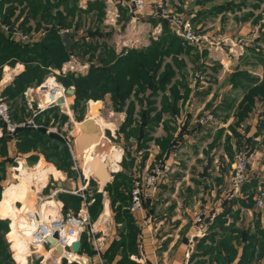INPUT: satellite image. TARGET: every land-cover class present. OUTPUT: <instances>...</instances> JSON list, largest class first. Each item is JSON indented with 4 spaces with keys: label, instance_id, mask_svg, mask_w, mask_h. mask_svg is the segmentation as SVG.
Wrapping results in <instances>:
<instances>
[{
    "label": "crops",
    "instance_id": "crops-1",
    "mask_svg": "<svg viewBox=\"0 0 264 264\" xmlns=\"http://www.w3.org/2000/svg\"><path fill=\"white\" fill-rule=\"evenodd\" d=\"M19 1H22L21 6L17 0H2L0 3L1 49L4 42L16 45L21 44L17 39L10 36L7 28L16 26L22 31L28 28L29 23L35 21L37 30L31 29L32 27L28 28L30 31L29 35L32 36L29 46L33 47V45L41 43L47 34V29L52 27L50 22L47 24L40 22L38 25L36 23L38 22L37 19H25L22 14L20 15V12L26 5V0ZM94 1H99L103 5L102 14L104 20L100 21V23L102 22L104 27L114 29V27L121 25V28L126 29L124 38L127 39L119 45L120 50L118 51H124V53L118 56L125 54L130 49H146L152 43L161 41L165 35L163 31V24L165 22L163 19L152 15L148 8L140 16H133L130 10H128L127 4L122 1L124 7L123 4L119 3L120 0H75L74 3L67 0L64 3L66 7L69 6L70 10L73 5L76 7L74 17L63 6H60L57 10L65 17V22L67 17L70 20H76L79 15L88 12H91L95 17L98 9H90L87 5L89 2ZM146 1L148 3H160L167 9H171L170 11H173V14L177 17L189 20L195 31L203 36L206 41L196 46L178 37H173L175 43L179 41L182 47L181 51L179 50L174 54V58L179 63V66H175L177 64L169 57L173 62V64L169 63V65L174 73V77L165 86L164 91L159 90L157 92L156 98L158 100H156L158 103L157 107L160 109L159 101L163 96L169 99L171 97L170 91L174 88L177 93L175 110L161 113L156 124L151 127L149 131L150 135L143 139L142 146L137 147L134 145L135 154L127 162L130 165V171L127 173L129 180L128 194L132 187L134 175L145 174L153 163L152 161L162 159L170 167L168 175L159 183L154 196L145 199L144 211L141 213L129 212L136 230V238L135 250L128 255V259L135 264H196L198 261H205V264H219L215 260V253L200 257L196 255L205 250V248L218 245L222 240H226V242L230 240L229 246L236 251L231 264H237L242 256L247 236L255 234L257 230L264 233V204L261 209L254 207V195L256 191L259 188H264V182L260 183L258 178L261 172L257 170L261 169L258 167L260 166L259 162L256 161L262 156L264 162V109L260 113L258 108L260 104L264 103V99L255 101L252 111L248 113L244 120H239L236 115L246 91L250 87L259 84L264 76V64L256 56L258 54L261 55L259 57L264 58V39L261 36V26L263 25L260 24L262 19H264V12H262L264 6L260 7L264 0L258 6H256V0H246L245 4L234 7L232 10L229 4L234 3L237 5L240 0ZM49 3H53V0H50ZM104 11H112L114 16H116L115 22L110 23L106 20L107 14ZM256 11L258 13H255ZM54 12L55 9L51 12L48 21H51ZM215 19L217 21H214ZM143 25H146V28L150 27V34L147 35L146 39L143 33H141V36L135 38L133 35L138 33L135 28H143ZM258 25L259 28L257 27ZM67 33L71 38L70 33ZM159 33L160 35L156 37L155 34ZM170 37L172 38V35ZM72 40L75 44L76 41ZM102 42H100L101 45L98 44L99 51L94 56L96 60L101 52L110 48L106 43ZM138 44H142L141 46L143 47L138 46ZM221 46L225 50H228V52L224 51ZM229 57H233V61L227 59ZM186 59L189 62V66ZM166 60L167 58H165L157 74L162 73L166 68L164 66L167 63ZM24 69L25 65L19 61H14L12 64L11 61L0 60V94L6 98L12 118L16 121L30 118L31 111L28 109L24 92L43 81L32 82L19 95L10 94L9 88L13 87L15 79L24 72ZM50 69L48 68L49 71H51ZM198 72L203 76V81L201 80L202 78L197 77ZM220 72L225 73L222 80L218 78ZM244 74H247L246 77H244ZM244 78L248 79V81L246 82ZM236 80H241V82L235 84ZM201 83L203 84L201 85ZM148 94L149 89H147L144 95L147 96ZM74 95L71 99L67 98L71 109L70 112L64 111L59 106L50 107L45 111L39 112L34 119L38 127L33 130L37 131V129L43 128L45 129V134L55 133L61 137L68 148L69 155L73 152L75 158L81 156L86 161L83 164V173L87 174L88 172L91 175L85 165L95 153L91 150L89 151V148L86 147L82 150V154H77L76 145L71 147L73 140L71 142L68 137V126L65 127L69 123H72V117H74L72 109ZM88 101H92V103H89L90 108L87 107V109L89 108L87 113L90 115L91 107H97V101ZM256 110L259 112L257 115H255ZM206 112L215 115V125L217 126L212 132L208 131L207 127L206 129H204L205 127L198 129L193 125L195 117L197 118ZM56 114H62V116L66 117V120L62 122L61 119L56 117ZM48 118L50 120L47 122ZM153 118L155 120L156 116ZM94 119L96 120V124L100 125V130H103L102 127H105L106 124L102 126L101 120L97 117L95 118V116ZM58 126H61V132L55 131ZM191 128H195V131L192 133L189 131ZM158 129L161 130L162 134L154 136V132ZM78 134V143L80 145V129ZM102 138L104 137L102 136ZM190 138L193 141H196V138L207 140L200 151L203 156L205 155L206 162L203 166H200L203 169L200 177L202 179L208 177L210 181L206 182V179L203 181L202 179L190 178L184 185H180L182 179L185 177L186 165L184 162H179L180 169L174 172L172 156L176 155L174 148L176 149L178 141L184 143ZM19 140L20 137H17V135L0 138L1 200L3 191L7 187H11L13 190L19 187L27 189L28 184H31L29 190L25 192V194L27 193L26 196L23 195L21 198L20 196L18 198L13 196L15 199L14 208L18 216L21 215V208L22 210L27 209L31 213H36L39 206L44 205L45 201H49L56 211H61L63 214L66 212L76 213L83 203L81 195L85 196V202L89 208L93 202L94 192H91L89 189L90 181L86 183L85 179L82 178L77 159H72L73 162L69 167L72 173H69V171H65L62 167L58 169L55 164L46 160L41 151L32 145L29 150H21L25 147V144H22L23 147L19 150V144L17 148ZM102 143L103 141L100 140V144ZM182 143L179 145H182ZM111 147L112 149L107 156L108 158H115V163L110 164L109 162L107 164L109 159H106L104 163L111 171L117 169V173L109 183L117 179L119 174H121V166H123L121 163L120 166L117 165L118 161L116 159L122 154V150L120 153L113 146ZM197 150L193 146V154L198 155ZM240 150L245 151L249 156L248 171L257 175V177L252 178L247 183L244 182L238 195L229 197L231 189L230 178L232 175L231 165L233 164L235 155ZM198 162L203 164V161ZM214 162H217L218 165ZM16 164L21 166V168L14 169ZM46 164L51 165L53 169L57 170L60 176H55L52 171H49L45 176ZM13 169L16 172L21 173L22 170L24 172L22 175H19V184H9L13 180ZM95 182L97 184L96 191L103 193L104 189L100 190L98 182ZM33 186L35 187L34 189ZM88 190L92 193V196H89ZM251 194L253 196L250 199L249 196ZM91 197L92 199H90ZM3 202L4 199L0 202V206ZM18 206L20 210L17 208ZM100 209L101 213L100 210L98 213L94 210L93 214H91V209L90 213L88 209L92 228L96 232L94 238L103 239L101 250L103 262L105 264H117L121 259V255L117 251L111 256V246L114 242L119 241V229L122 228V224L114 223V215L110 214L111 209L109 201L106 198L103 199L102 208L100 207ZM126 210H128V206ZM196 212L203 213L206 230L203 236L191 239L195 231L193 218ZM0 217L14 218L16 220L15 226L10 227V232L13 235H15V231L24 233L21 227L22 222H19L14 216L0 213ZM213 236L215 237L213 238ZM82 241H85L86 249L83 248L81 252ZM79 243L80 254L78 258L66 264H97L87 233H81ZM14 249L12 243L6 245L4 249L7 251L10 264H26L28 258H25L26 254L24 255V260L22 255H20L17 261ZM4 250H1L3 257ZM254 250L253 259L250 264H264V253H261L258 246H255ZM221 251L222 255L225 256V251L223 249ZM42 254L45 253L42 251L37 257L40 264H42V258L44 260L43 263H46L47 259H49L48 255L43 257ZM21 260L24 262L22 263ZM54 264H57L56 261H54Z\"/></svg>",
    "mask_w": 264,
    "mask_h": 264
},
{
    "label": "trees",
    "instance_id": "trees-1",
    "mask_svg": "<svg viewBox=\"0 0 264 264\" xmlns=\"http://www.w3.org/2000/svg\"><path fill=\"white\" fill-rule=\"evenodd\" d=\"M17 1L20 2L21 6L22 1ZM66 1L67 0H53V3H49L50 0L25 1L26 8L23 7V10L21 11V14L25 17V19H37L38 22L36 23L38 25L40 22L44 24L50 22L52 27L47 29V34L45 38L41 41V43L33 45V47H30L29 43L16 45L4 42L2 44L3 48H0V60L11 61L12 64L14 63V61H19L25 65L24 72L17 79H15L13 87L9 88L10 94L19 95L32 82H38L43 80L45 75L48 74V68H59L65 61L69 59L70 55H72L73 50H75L78 46H82L77 41L74 45H72L70 50H66L61 44L59 34L60 31H58V27L63 26L65 24V17L62 15V13H56L51 18V21H48L49 17L51 16V12L54 9L57 10L58 8H60V6H63L64 9H67V11H70V13H74L76 7L73 5L70 10L69 6L66 7V5H64ZM70 1L73 3L75 2V0ZM245 2L246 0H240L239 4L237 5L231 3L229 4L230 9L232 10L234 7H239V5H243L245 4ZM262 2L263 0H256V6L260 5V3ZM88 6L90 7V9L97 8L100 14H102L103 5L101 2H89ZM262 12H264V8ZM163 27L165 35L162 37L161 41L152 43L146 49H130L121 56L111 54V59L109 60L105 59V57L107 56V53L105 52L107 49H105L99 54L97 62L99 64H107L106 68H92L87 75L78 77L71 76L69 79L62 81V84L65 87H74V101L76 104L75 106H78L79 101L81 100L82 102L84 100L90 99H94L93 101L100 100L101 97L98 98V95L96 96L99 91L101 93H109L111 96V101L118 105H125L126 103H130L131 101H135V103H140L141 108H144L145 110V115L140 116L142 119L141 125H144V129L142 130L144 132V135L142 138L144 139L145 137H147L151 127L156 124L157 119L161 115V113L175 110V101L177 100V93L174 88L170 91V101L164 96L159 101L160 109H158L157 107V100H154V97H157V92L159 90L164 91L165 86L169 84L171 82V79L174 77V73L171 70V66L169 64H165L164 66L166 68L164 69V71L160 74H157L159 68L161 67L165 58L168 57H171V60H173V62L177 64L175 66L178 67L179 63L175 60L174 54L175 52H178L179 50L181 51L182 49L179 44V41L178 43H175L173 39L174 35L169 33L168 26L166 24H163ZM169 34L172 35V38ZM84 46L86 47V49L83 50L82 55H85L88 50H93L94 52L98 48L96 42L85 44ZM94 56H92V58ZM256 56L260 58V61L264 64V58L259 57L261 55L258 54H256ZM246 75L247 74H244V77H246ZM244 79L246 82L248 81V79ZM240 82L241 80H236L234 83L237 84ZM147 89H149V94L147 96H144ZM131 95H133L132 100ZM260 99H264V76L259 84L250 87L246 91V94L243 100L240 102L238 111L236 113L238 119L244 120L245 117H247L248 113L252 111L255 105V101H259ZM134 109L135 104L132 103L131 107L129 108L128 114L131 115ZM152 113L154 114V116H156V118L155 120L153 118L150 121L149 116ZM144 116L146 117V119H144ZM61 118L62 122L66 120L65 116ZM48 121L49 119H47V122ZM17 137H20V140L17 143V148L19 144V150L23 147L22 144H25V147H30L32 145L36 149L40 150L41 153L44 155L45 159L55 164L58 169L62 167L65 171H69V173L71 172L69 167L72 164V159L70 158L68 148L61 139V137H59L57 134H45V129L43 128H39L37 129V131H34L32 128H25L20 129L18 131ZM143 142L144 141H142V143ZM141 146L142 145H140L139 147ZM88 148L92 152L94 151V146H88ZM106 159L109 158L106 153H103L102 160L105 162ZM49 171H52L57 177L60 176L57 170L53 169L51 165L46 164L44 175L46 176ZM22 172L20 175L24 173ZM121 184L122 183L116 186V188L119 189L124 186H121ZM125 187L127 188V186ZM1 192L2 189L0 188V196ZM113 193L114 191H110V189H108V194L113 200L115 198H119L121 201H123V199L127 197L126 199L128 200L129 204L130 193L125 194L124 191L120 193L115 192V198H113L112 196ZM97 196L98 195H96V197ZM252 196V194L249 196L250 199L252 198ZM96 197H93V202L88 208L89 213L91 209V214L94 213V210H96L97 207H100V197H98L97 199ZM14 201L15 199L13 198L12 194H10L8 201L4 204V210L2 213L9 216H14L17 220H19L22 214L20 216L16 214L14 208ZM128 204H126L125 207H127ZM1 219H4V217H1ZM1 219L0 264H10L7 256V251L4 250L6 245L2 240L3 234H1V225L2 223L4 224V222ZM114 219L116 223L122 224V228L119 229V241L114 242L111 246V256L114 255L113 253L118 251L120 252L121 259L117 264H135L129 261L128 259V255H130L135 250L136 230L133 225L132 217L129 214L128 210L123 211L122 209H118L116 216H114ZM6 229L9 234V237L12 238L11 243L12 247L15 248V257L17 261L20 255H22L24 260V255L27 252V245L24 242L20 241L10 232L9 224L7 225ZM214 237L215 236H213V238ZM82 242L81 252L83 248L86 249L85 241ZM218 246H220L219 250L214 249V247H208L205 248V250H202L196 256L200 257L207 254L213 255L215 253V260L218 261L219 264H231L236 255V251L231 246H229V243L226 242V240L220 241L218 243ZM255 246H258L261 250V253H264V233L260 230H257L256 233L253 235L247 236L246 243L243 247L242 256L237 264H250L255 252ZM2 249L4 250V257L1 253ZM221 249L225 251V256L222 255ZM23 260H21L22 263L24 262ZM37 262L38 264H40L38 259ZM62 263L66 264L67 262L63 261ZM196 264H205V261H198Z\"/></svg>",
    "mask_w": 264,
    "mask_h": 264
},
{
    "label": "rangeland",
    "instance_id": "rangeland-1",
    "mask_svg": "<svg viewBox=\"0 0 264 264\" xmlns=\"http://www.w3.org/2000/svg\"><path fill=\"white\" fill-rule=\"evenodd\" d=\"M122 1L123 0H120L119 3L120 4H123ZM188 1L190 2V1H193V0H188ZM263 3H262V5L260 7H263L264 6ZM123 6H124V4H123ZM128 10H130V8H128ZM170 10L167 9L168 13L171 16L177 17L176 15L173 14V11H170ZM106 11H107V9H106ZM106 11H104V13L107 14V18H106V20H107L108 19V16H110V14L107 13ZM59 12L60 11H58V10L55 9L54 15L56 13H59ZM130 12L133 15V13H132L131 10H130ZM96 13H97V15L95 17L91 14V12L85 13L83 15H79L76 20L75 19L74 20H70L69 17H67L66 18V22H65V24L63 26H60V27L57 26L58 27V31H60V32L61 31H67V32H69L70 35H71V38L74 39L76 42L78 41L82 45V46H78L75 50H73L72 51V55H70V57L72 56L76 60L77 63H79V64H87V66H88L86 72L83 73V74H73L71 72H67L66 74L63 75L61 73H58L56 75V78H57V81L60 84H62V81L66 80V79H69L71 76L78 77V76L87 75L91 71L92 68L99 69L101 67L102 68L103 67L104 68L107 67V64H103V63L102 64H98L96 58L95 59H94V57L92 58V56H94L95 53L97 55V53L99 51V48H97L96 51H94V52H93V50H88L85 55H82L83 50L86 49V47L84 46L85 44H89V43H92L94 41L96 42L97 45L98 44L101 45V43H100L101 41H103L104 43H106V45L110 47V48H108L106 50V53H107V56L105 57L106 60L111 59V54L112 55L115 54L116 56H118L119 54L124 53V51H121V52H118V51L120 50V46L119 45H121L125 41V39H127V38H124V36L126 34L125 33V30L126 29L121 28V25H119V27H114L115 30L114 29H110L108 27H104L103 24H102V22L100 23V21H103L104 20L103 14H100L99 10L96 11ZM255 13H258V11H256ZM20 15H21V12H20ZM71 16L74 17L75 16V13H72ZM123 17H124V14H123ZM163 20H164L165 24L168 26L170 33L172 35L176 36L175 33H174V31L172 30V28L169 26L168 22L165 19H163ZM214 21H217V19H215ZM128 24L126 25L127 28H128ZM260 24L263 25V26H261V28H264V19H262V21L260 22ZM143 26H144L143 28H141V27H139V28L136 27L135 28L138 31V33L136 35H133L135 38L141 36L142 35L141 33H143V35L145 36V39H146L147 35L150 34V32H149L151 30L150 27L146 28L147 27L146 25H143ZM29 27L30 28L32 27L31 29H33V30H37L36 27H35V21L29 23L28 28ZM57 27H55V28H57ZM257 27L259 28V25ZM28 28H26L25 30H22V32L29 35V32L30 31L28 30ZM232 32H234V31H232ZM196 33H197V31H196ZM197 34H199V33H197ZM158 35H160V33L159 34H155L156 37ZM29 36L32 37L31 35H29ZM180 39H182V38H180ZM183 41H185V40H183ZM185 42H187V41H185ZM141 45L142 44H138V46H141ZM141 47H143V46H141ZM221 48L224 51H227L228 52V50H225L223 48V46H221ZM70 57H69V59H70ZM232 58L229 57L227 59H229L230 61H233ZM166 62H167L166 64L172 63V61L169 59V57L167 58ZM186 62L188 64V66H189V62L187 61V59H186ZM60 67L59 68H51L50 70L51 71H58V70H60ZM48 72H50V71L48 70ZM224 74L225 73L220 72V74L218 75V78L222 80V78L225 76ZM197 77H200V79H201L203 76H201V73L198 72ZM201 80L203 81L204 79L202 78ZM202 84L203 83H201V85ZM69 87H71V86H69ZM96 96L98 98L101 97V99L98 100V101H100L102 103V105H103V107L99 110L100 113L97 114L95 112V113H91L90 115H89V113H87V111H88L87 107H89V103L92 102V101L89 102L88 100H84L82 102V100H81V101H79V105L78 106H75L76 104H75V101L73 100L72 109H73L74 117H72V123H69L65 127L68 126V128H67L68 131L67 132H68V137L70 138V141L72 142V140H73V143H72L73 145H71V147H74V145H76L77 154H79L80 153V145L78 143V137H79L78 127H79V124L84 120L85 117H87V118L95 121V123H96V120L94 119V116H95V118L97 117L99 120H101L102 126H104V124H106L105 127H102L103 130H101L102 131V136L104 137V138H102L103 141L106 144L113 146L116 149V151H119L120 153H121V150H122V154L119 155V158H116L117 161H118L117 162V165L120 166V163H121V165H123V166H121L122 167V170H121V167H120L121 174H119V176L117 177V179L114 182L109 183L107 185V188H106V186L104 187V190H103V193L104 194L96 191L97 184H96L93 176L90 175L87 172V175H90L88 177V183L90 181V183H89L90 184L89 189H90L91 192H94V197H96V195H98L96 197V199L98 197H100V207L102 208V201H103V199L106 198L109 201V207L111 209V213L110 214H113L114 216H116V213H117L118 209H122L123 211L124 210L126 211L125 205L128 204V200L126 199L127 198L126 195H125L126 198H124L123 201H121L119 198H117V199L115 198V194H116L115 192L120 193V192H123L124 191L125 194L126 193L128 194V190H129L128 189V181L129 180H128L127 173L130 171V165H128L127 162L135 154L134 145H136L138 147V146H140V145L143 144L142 143V141H143V138L142 137L144 135L143 134L144 132L142 130L144 129V125H141L142 119H141L140 116L145 115V110H144V108H141L140 103H135V101H131L130 103L128 102L125 105L115 104L113 101H111V96H110L109 93H101L99 91V93H97ZM68 98L71 99L72 96L71 97H68ZM132 99H133V95H131V100ZM156 99L158 100V98H155L154 97V100H156ZM66 100H67V102L69 101L68 99H66ZM90 100H94V99H90ZM132 103L135 104V109L133 110L132 114L129 115L128 114V111H129V108L131 107ZM263 106H264V103L263 104H260L259 107H258L259 110H260V113L264 109ZM64 111H67V110H64ZM70 111H71V109H70ZM209 111L211 112V110H209ZM198 112H199V110H198ZM258 113L259 112L257 111L255 113V115H257ZM206 114H212V113H207L206 112V113L198 116L197 118L195 117V123L193 125H195V128L197 127L198 129H201L203 127H205L204 129H206V127H207V130L212 132L213 129L217 126V125H215L216 122H215V118H214L215 115L214 114H212L213 115V120L211 122H208V123H206L204 125H200L199 122H198L199 119L201 117H203L204 115H206ZM56 117H58V119H61L62 120L61 117H63V116H62V114H56ZM149 117H150V121H151L153 119L154 115L153 114H150ZM73 118H74V120H73ZM144 119H146L145 116H144ZM195 128L194 129L191 128L189 131L192 133V132L195 131ZM55 131L61 132V126L56 127V130ZM104 132H105V134H104ZM156 134L157 135L158 134H162L161 130L158 129L156 132H154V136H156ZM148 135H150V133ZM206 141L204 139L201 140L200 138L199 139L196 138V141H193L190 138V139L186 140L184 143H182L181 141H178V145H177L176 149L174 148V151H175V154L176 155H173L172 156V159H173L172 164H173L174 172L175 171H178L180 169L179 168L180 166L178 165L179 162H184V164L186 165V172H184L185 173V177L182 179V182L180 183V185H184L186 182L189 181L190 178L191 179L192 178L193 179L196 178L197 180H201L202 179L200 177V174L202 173L203 169L200 166H203L206 162H205V157H204L205 155L203 156L200 151L204 147V145H205L204 143ZM75 142H76V144H74ZM181 143H182V145H179ZM99 145H102V144H99ZM193 146H195V149H198L197 150L198 155H196L195 153L193 154ZM29 148H30L29 146H26V147H23L21 150H29ZM177 150H178V152H177ZM89 151H90V149H89ZM240 151H243V150H240ZM106 154H108V153H106ZM199 154H200V156H199ZM216 155H219V154H216ZM70 158L72 159L71 154H70ZM214 158H216V156H214ZM76 159L78 160L77 161V164L79 165V168L82 170V171L80 170V174H81V176L83 178V174L82 173H83L84 159H82L81 156H78ZM234 159H235V157H234ZM261 160H262V156H260L259 160H256V161L259 162V165L260 166H258V167L261 169V170H257V171H260L261 172L260 173L261 175L258 176V178L260 180V183H263L264 182V162H263V160L262 161ZM114 161H115V158H114L113 162ZM198 161H203V164L202 163H199ZM214 163H216V165H218L217 162H214ZM107 164H109V161L107 162ZM110 164H111V162H110ZM233 164H234V161H233ZM233 164L231 165L232 175H231V178H230V182H231L232 176H233ZM8 166H9V163H8ZM196 167H199V168H196ZM248 167H249V165H248ZM248 167H247V172H246L247 179H246L245 183H247L252 178L257 177V175H254L250 171H248ZM15 168H21V166H19V165L16 164L15 167H14V169ZM29 168H33V167H29ZM14 169H13V174H12L13 175V180L10 181L9 184H14L15 185V184H19V182H20V176L19 175L21 173L20 172H16ZM215 174H216V170H215ZM0 177H1V173H0ZM204 179H206V182H209L210 181V179L208 177L207 178L204 177L202 180L205 181ZM120 183H122L121 186H123V185L124 186L121 187V188H119V189H117L116 186L120 185ZM30 185L31 184H28L27 190H29V186ZM7 186H8V184H7ZM125 186H127V188ZM230 186H231V183H230ZM19 188H24V187H19ZM19 188L18 189H14V190H13V188H10L9 191L5 194L4 202L0 206V213H2L3 205L9 199V195L12 194V196H14L13 195V192L14 191H17V190L19 191ZM34 188L35 187L33 186V189ZM108 189H110V191H114V193L112 195L113 198H115L114 200L108 194ZM199 189H201V188H199ZM11 191H12V193H10ZM259 191H263L264 192V188H259L256 191L254 197L259 193ZM91 192H89V190H88L89 196H92V193ZM238 194H239V192L237 194H235V195H232V188L229 191V197L236 196ZM126 200H127V202H126ZM0 201H1V198H0ZM100 207H98L96 209V212L97 213H98L99 210H100V213H101ZM254 207H255V205H254ZM17 208L19 209V206ZM256 209H258V208H256ZM259 209H261V208H259ZM191 210H193V209H191ZM198 213H202V212H196V214H198ZM113 215H111V216H113ZM195 215H194V217H195ZM2 220L4 222V224L2 223V225H1V234H3L2 240H3V242H4L5 245H10L12 238L9 237V234H8L6 228H7V225L8 224H9L10 227L11 226L13 227V225L15 226L16 220L15 219H10V218H4ZM114 221H115V219H114ZM114 223H116V221ZM14 230H15V228H14ZM14 236L16 237V232H15V235ZM228 243L230 244L229 241H228ZM213 247L216 250H219L220 249V246H218V245H215ZM31 251H32V249L30 250V253H31ZM38 255L39 254H38L37 251L32 252V254L27 258L26 264H38V262H37Z\"/></svg>",
    "mask_w": 264,
    "mask_h": 264
},
{
    "label": "built area",
    "instance_id": "built-area-1",
    "mask_svg": "<svg viewBox=\"0 0 264 264\" xmlns=\"http://www.w3.org/2000/svg\"><path fill=\"white\" fill-rule=\"evenodd\" d=\"M1 1L2 0H0V3ZM123 2L129 6L133 16L141 15L148 8L152 15L159 17V19H165L177 37L182 38L191 45L199 46L201 42L206 41L203 36L196 33L190 21L171 16L165 6L160 3H148L146 0H123ZM107 13L110 14L107 20L110 23L115 22L116 16H114V13L112 11H108ZM7 30L12 38L17 39L22 44L32 41V38L28 34L23 33L16 26L7 28ZM261 32V36L264 39V28L261 29ZM87 67V64H79L71 56L70 59L60 67V70L50 71L45 81H42V83L34 87L28 88L24 92V97L27 100V106L31 114L30 118L26 120H14L6 98L0 94V138L4 136L14 137L20 129H36L38 127L34 121L36 115L50 107L59 106L67 110L66 105H64V100H66L65 97H67V88L57 81L56 75L58 73L64 75L67 72L83 74L86 72ZM59 99H63V104H58L57 101ZM212 120L213 115L206 114L201 117L198 122L200 125H204ZM71 156L72 159L76 160L73 156V152H71ZM248 164V155L245 151H240L235 156L233 164V176L231 180L232 195L237 194L246 181ZM169 171V165L164 160L159 159L153 161L145 174L134 175L128 205V211L130 213H141L144 211L143 206L145 199L154 196L159 183L165 179ZM83 178L85 179L84 174ZM85 181L88 183V178L85 179ZM81 197L83 203L80 210L76 213L67 212L63 214L61 211H56L49 201L44 202V204H46L45 209H42L43 204L40 205L36 213H31L27 209L22 210L21 208L22 216L19 220L22 222V231L26 234L27 240L25 258L29 257L32 252L35 251H37L38 254L42 253L39 251L40 248L45 253L42 254L43 257L46 254L49 256V253L55 248L49 246L48 239L56 234V245L62 250L56 263L60 264L63 261L73 262L78 258L80 249L75 253L71 251V246L79 242L81 233H87L96 258V263L105 264L101 254L103 239L94 238L96 232L92 228V223L90 222L85 196L81 195ZM263 203L264 192L259 191L254 197V205L259 209L263 207ZM194 225L195 231L191 239L201 237L205 233L206 225L203 219V213L195 215ZM31 249L32 251L30 253ZM43 262L44 260L42 258L41 263L45 264Z\"/></svg>",
    "mask_w": 264,
    "mask_h": 264
},
{
    "label": "water",
    "instance_id": "water-1",
    "mask_svg": "<svg viewBox=\"0 0 264 264\" xmlns=\"http://www.w3.org/2000/svg\"><path fill=\"white\" fill-rule=\"evenodd\" d=\"M60 41L63 47L66 50H69L71 46L74 44V41L69 37L68 33L66 31L60 33ZM46 75L43 79L45 81L47 77ZM75 93V90L73 87H68L66 89V96L71 97ZM58 104H63V99H59ZM97 107H91V113H97L99 114V110L102 108V103L100 101H97ZM91 120V119H90ZM89 118L85 117L83 122L81 123V129L84 127V124H88L90 122ZM92 122V120H91ZM97 134V132H96ZM103 140V139H102ZM109 150V145L106 143H102V145H97L95 147L94 153L95 155L86 163V167L89 169L91 175L93 176L94 180L98 182L99 189L103 190L105 185L109 183L117 173V169L114 171H111L108 166L104 163L102 160V154L107 152ZM114 158L110 157L109 162H113ZM56 234L53 235V237L48 239V244L50 247H54L50 253H49V259L46 261L45 264H54V261L57 260L58 256L61 253V248L56 245ZM80 249V243L76 242L71 246V251L77 253Z\"/></svg>",
    "mask_w": 264,
    "mask_h": 264
},
{
    "label": "bare ground",
    "instance_id": "bare-ground-1",
    "mask_svg": "<svg viewBox=\"0 0 264 264\" xmlns=\"http://www.w3.org/2000/svg\"><path fill=\"white\" fill-rule=\"evenodd\" d=\"M65 98L67 99L68 97H65ZM64 101H65L64 105H66L67 111L70 112L69 101L68 102H67V100H64ZM79 129H80V140H79V142H80V145H81V148H80V153L81 154H82V150L85 149L88 146H92V147L94 146V150H95V147L98 144H100V140L103 141L102 140V131L100 130L99 126L95 123V121L92 120V122H91V120H90V122L88 124H84V127L82 129H81V124H79L78 131H79ZM96 132H97V134H96ZM103 143H105V142L103 141ZM111 149H112V147H111V145H109V150L107 152H105V153H109L111 151ZM84 162H86V161H84ZM83 174L85 176V179H87L90 176V175H87L86 173H83ZM10 188L11 187H7L6 189H4L1 201H3V199L5 197V194L9 191ZM26 191H27L26 188H19V191L18 190L14 191L13 194L16 197L20 196V198H21V197H23V195L26 196V194H27V193L25 194ZM10 193H12V191ZM45 205L46 204L43 205L42 209H45ZM3 210H4V207H3L2 211ZM16 236L21 241H23L25 244L27 243L26 234L25 233L16 232ZM39 251L42 252L41 248L39 249ZM46 255H44V257ZM48 258H49V256H48Z\"/></svg>",
    "mask_w": 264,
    "mask_h": 264
}]
</instances>
